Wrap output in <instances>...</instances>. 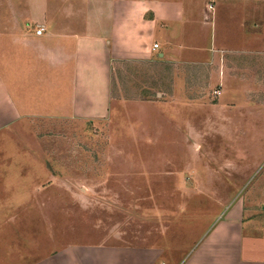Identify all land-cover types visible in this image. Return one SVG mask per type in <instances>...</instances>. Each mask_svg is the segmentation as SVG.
Listing matches in <instances>:
<instances>
[{"label": "rangeland", "instance_id": "obj_1", "mask_svg": "<svg viewBox=\"0 0 264 264\" xmlns=\"http://www.w3.org/2000/svg\"><path fill=\"white\" fill-rule=\"evenodd\" d=\"M241 1L239 12L205 0L197 30L226 47L247 35L245 55L202 59L193 75L175 59H120L107 116L69 120L50 106L0 148V264L100 245L159 248L157 264L175 261L240 199L264 233V0ZM220 69L231 84L213 79ZM53 74L24 84L28 96L39 86L41 98Z\"/></svg>", "mask_w": 264, "mask_h": 264}, {"label": "crops", "instance_id": "obj_2", "mask_svg": "<svg viewBox=\"0 0 264 264\" xmlns=\"http://www.w3.org/2000/svg\"><path fill=\"white\" fill-rule=\"evenodd\" d=\"M225 1L239 12L248 8L240 0ZM204 6L205 0H0V148L23 135L22 125L39 119L40 111L48 119L50 106H59L54 116L69 120L107 116L112 66L120 59L155 60L160 65L175 59L176 66L187 65L193 75V68L204 64L202 59L219 64L222 54L245 55L244 33L237 44L227 42L228 47L208 33L199 35L198 26L206 29L201 21L208 12ZM40 28L45 31L38 36ZM51 71L54 82L41 98L39 86L31 88L36 96H28L25 85H38L39 77ZM223 71L213 79L231 84ZM234 201L186 256L161 263L264 264L262 219L246 210L243 199ZM248 221L254 239L247 242ZM258 250L262 254L254 252ZM162 254L159 248L84 246L64 248L32 264H157Z\"/></svg>", "mask_w": 264, "mask_h": 264}, {"label": "built area", "instance_id": "obj_3", "mask_svg": "<svg viewBox=\"0 0 264 264\" xmlns=\"http://www.w3.org/2000/svg\"><path fill=\"white\" fill-rule=\"evenodd\" d=\"M44 31H45L44 28H40L39 30L36 31V34H37L38 36H41V35H43ZM154 48H155V49H158V48H159V45H158V44H155V45H154ZM161 264H166V263H165V262H162Z\"/></svg>", "mask_w": 264, "mask_h": 264}]
</instances>
